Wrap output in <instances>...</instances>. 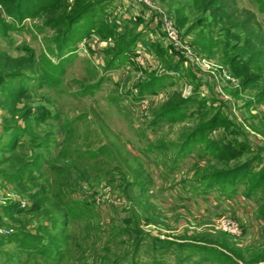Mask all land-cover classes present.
Wrapping results in <instances>:
<instances>
[{
	"label": "rangeland",
	"instance_id": "374dc122",
	"mask_svg": "<svg viewBox=\"0 0 264 264\" xmlns=\"http://www.w3.org/2000/svg\"><path fill=\"white\" fill-rule=\"evenodd\" d=\"M23 3L0 0V264L263 263L262 1Z\"/></svg>",
	"mask_w": 264,
	"mask_h": 264
},
{
	"label": "trees",
	"instance_id": "16d2710c",
	"mask_svg": "<svg viewBox=\"0 0 264 264\" xmlns=\"http://www.w3.org/2000/svg\"><path fill=\"white\" fill-rule=\"evenodd\" d=\"M56 0H24V3L23 5L25 6H32L30 7L29 9L30 10H37V9H40V10H43L47 7H49L53 2H55ZM262 3L264 4V0H261ZM21 2V1H20ZM36 7V8H35ZM84 11L83 13L84 14H87L89 13L91 10H92V7H90L89 9L87 7L85 8H82ZM84 14H77V16H75L72 21L73 22H77L79 21V19L82 17L81 15H84ZM134 40H131L128 42V44L126 43L120 50L116 51V53H122V52H125L127 50L130 49L131 47V44L133 43ZM7 92V90H4ZM8 95H10V97L13 99V100H19L22 96V92L21 93H13L12 91H8L7 92ZM181 109H178V108H175L173 111H170L169 115H176L177 112H179ZM168 115V117H169ZM167 117V115H164ZM194 131L192 134H190L191 136H189V140L188 142L190 143H195L199 140V138H196L194 137ZM17 138V136H14V138ZM191 137V138H190ZM200 141V140H199ZM187 143V142H186ZM183 146V145H182ZM181 146V147H182ZM9 150H13V149H9ZM252 163V161H251ZM245 164H242L241 166L239 167H236L235 169L236 170H231L229 172H218V173H214V174H210L207 176L206 178V183L205 185L209 188L215 186V185H226V186H230V185H233L238 179H241L239 181H242V180H250L249 177H250V174H251V171H249L250 167L252 166V164H248L246 165ZM26 170V169H25ZM25 170H19L18 172H15V174L13 173H9V175H6L7 178L11 181V182H14L15 184H18V185H21V182L24 183V181H27V182H34L35 180V177H33V175H30L28 178H26V172ZM6 176H4L6 179ZM223 183V184H222ZM46 191L44 190V187H41V189H39L38 191L34 192L33 194H29V197L30 199L32 200V206L29 208V209H26L27 211H29L30 213H33V214H37L40 212V208H41V205H42V202L45 201V198H47L48 196H46L44 193ZM257 264H264L263 263H257Z\"/></svg>",
	"mask_w": 264,
	"mask_h": 264
},
{
	"label": "crops",
	"instance_id": "0c3cea01",
	"mask_svg": "<svg viewBox=\"0 0 264 264\" xmlns=\"http://www.w3.org/2000/svg\"><path fill=\"white\" fill-rule=\"evenodd\" d=\"M215 203L212 201H207L206 199H202L201 201L197 202V210L202 211V210H209L214 212L215 211ZM219 209L222 210V205L219 206Z\"/></svg>",
	"mask_w": 264,
	"mask_h": 264
}]
</instances>
